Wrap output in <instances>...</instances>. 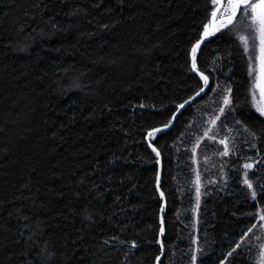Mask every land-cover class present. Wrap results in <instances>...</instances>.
<instances>
[{
	"label": "trees",
	"instance_id": "16d2710c",
	"mask_svg": "<svg viewBox=\"0 0 264 264\" xmlns=\"http://www.w3.org/2000/svg\"><path fill=\"white\" fill-rule=\"evenodd\" d=\"M215 9L213 0H0V264H157L163 197L147 134L205 87L191 50ZM249 65L236 31L214 33L196 52L208 91L151 137L167 200L160 264L256 263L264 116ZM218 115L215 130L236 146L228 155L204 138ZM198 179L206 195L193 217ZM193 242L203 246L195 257Z\"/></svg>",
	"mask_w": 264,
	"mask_h": 264
},
{
	"label": "rangeland",
	"instance_id": "374dc122",
	"mask_svg": "<svg viewBox=\"0 0 264 264\" xmlns=\"http://www.w3.org/2000/svg\"><path fill=\"white\" fill-rule=\"evenodd\" d=\"M226 1H228V0H224V4ZM216 7H217V5H216ZM250 24H251L250 15L245 14L244 9L241 8L240 13L238 14V16L234 20H232L231 24L224 23L223 27L218 26L217 28L219 29L218 31L225 30L226 28H230V29L232 28L234 31H236V34H237L239 39L242 36L248 37L249 39H248L247 53L249 54V57H255V56L259 55V39L257 38L253 42L252 37L256 34L253 32L252 28L250 27ZM218 31L216 30V32H218ZM241 42H242V40H241ZM242 44H243V42H242ZM254 44H255V47H254ZM243 46H244V44H243ZM250 64L253 66H256L258 64V61L254 60V59H250ZM249 67H250V65H249ZM251 78H252V87H251L252 103H253V106L255 107V109L259 113H262V112H264V97H262L260 95L259 89L253 87V83H254L253 76H251ZM225 96H228L230 99V104H228V105L224 104V97ZM224 97H223V105H222V108L224 109V111L223 112L220 111L219 112L220 115L227 113V110L229 109V107L231 105V96H230L229 91H227V93L224 94ZM217 117H219V115ZM217 117L214 118L213 120L211 119L212 121L210 120L212 127H210L205 132L204 138H207V140H209L212 143L216 142V146H218V147L223 146L224 150H225L226 146L229 149V151H231L232 149L235 150L236 146H235L234 140H230L228 137L223 136L220 129L215 130V123L218 119ZM214 130H215V132H214ZM221 137H224V138H221ZM220 141H226V143H220ZM224 150H223V152H224ZM258 161L259 160H256V159L246 161L245 164H252L253 167L251 169H246V168L245 169L251 171L258 164ZM244 177H245V179L249 180L247 176L244 175ZM196 182H197L198 188H199V204L197 205V198H196L195 205L193 204L192 209H191V216H193V217L198 216L199 206L201 205L203 196L206 195V193L203 190V185L201 184L200 180L198 179V180H196ZM196 225H197V223H193V220L190 219L189 226L191 228L190 231L192 233H194L193 231H195ZM250 242L254 246H256L258 244L261 247V251L258 254L256 253V259H255L256 263L255 264H264V219H262V221H261L260 229H258L254 233L252 239L250 238ZM193 251H194V257H195V254L198 256L199 253L201 251H203V246H197L196 247L195 243H194Z\"/></svg>",
	"mask_w": 264,
	"mask_h": 264
},
{
	"label": "snow or ice",
	"instance_id": "6c2138e0",
	"mask_svg": "<svg viewBox=\"0 0 264 264\" xmlns=\"http://www.w3.org/2000/svg\"><path fill=\"white\" fill-rule=\"evenodd\" d=\"M221 3V0H213V4L219 6ZM241 8L244 9L245 14L250 15L251 24L250 27L252 28L253 32L256 34L252 37L253 42L258 38L259 39V55L255 57H250V59H254L258 61V64L256 66H253L250 64V70L249 75L253 76V87L259 89L260 95L264 97V0H228V8L225 9V11H228L230 9L231 14L227 17V23L231 24L233 17L236 16L237 11H239ZM218 10V8H217ZM217 12H212V17L214 18L213 27H215V17ZM221 27L224 25L221 24ZM219 30L218 28L216 29ZM212 32L209 31L208 25H205V32L204 36L211 35ZM244 44L245 50H248V37L242 36L240 38ZM200 47V41H197L195 45H193L191 50L192 55V68L193 70H196V52L198 48ZM255 47V44H254ZM201 78L203 79L205 85L208 83V76L201 73ZM204 91V88H201L199 92L196 93L197 96L200 95L201 92ZM229 93L231 89H228ZM185 103H188V101H185ZM224 104L228 105L230 104V99L228 96L224 97ZM181 108L184 107L183 104L180 105ZM221 112L224 111L223 108L220 109ZM264 115V112L261 113ZM218 118V117H217ZM165 127H168V125H165ZM161 129H154L153 132H159ZM153 132L149 133V136L153 135ZM220 143H226V141H220ZM153 151H156L154 148ZM229 149L227 146L225 147L224 152L222 155H228ZM157 155H159V152H157ZM244 167L246 169H251L253 167L252 164H245ZM247 176V173H245ZM244 183L251 189L253 187L252 183L245 179ZM256 193L253 191L252 196L255 197ZM199 204V188H197V205ZM261 219H264V216L261 217ZM163 231V229H161ZM135 247V244L132 245ZM239 247V245H237ZM231 255V253H229ZM159 260V257L157 258Z\"/></svg>",
	"mask_w": 264,
	"mask_h": 264
},
{
	"label": "water",
	"instance_id": "95a60500",
	"mask_svg": "<svg viewBox=\"0 0 264 264\" xmlns=\"http://www.w3.org/2000/svg\"><path fill=\"white\" fill-rule=\"evenodd\" d=\"M223 4H224V0H221V3H220V5L219 6H217L216 7V9H215V11L217 12V14H218V12L220 11V9L222 8V6H223ZM217 8H218V10H217ZM241 10V9H240ZM240 10L239 11H237V13H236V16L235 17H233V20L238 16V14L240 13ZM217 14H216V16H217ZM229 16V15H228ZM228 16H226V17H224V18H221V19H219V20H216V17H215V27H213V23H214V18L212 17V20H211V23H210V25H209V31H211L212 32V34L211 35H208V36H204L201 40H199L200 41V47L201 46H203L207 41H209L210 40V38L212 37V35L216 32V29H217V27H218V25L220 24V23H222V22H227V17ZM199 47V48H200ZM198 48V49H199ZM194 72L196 73V74H198L200 77H201V73H203L204 75H206V76H208L207 74H205L204 72H202V71H200L197 67H196V70H194ZM208 83H207V85H205V87H204V91L203 92H201L200 93V95L199 96H197V95H195V96H193L192 98H190V99H188L187 101H188V103H182L183 105H184V107L183 108H181L180 107V105L178 106V108H177V111H176V113L174 114V116H173V120H172V122L168 125V127H165V126H161V127H157V128H155V129H161V131H159V132H165V131H168V130H170L171 128H173L174 127V125H175V123H176V120H177V117H178V115H179V113L184 109V108H186V107H188L189 105H191L192 103H194L196 100H198L200 97H202L207 91H208V89H209V87H210V85H211V79H210V77L208 76ZM154 130V129H153ZM153 130H151L150 132H153ZM150 132H148V134H147V142H148V144H149V146L152 148V149H156V153L157 152H159V155H158V162H159V176H158V182H157V186H158V190H159V192H160V194H161V196L163 197V206H162V209H161V220H162V228L161 229H163V231H164V225H165V221H164V209H165V207H166V195H165V193H164V191L162 190V188H161V186H160V180H161V173H162V153H161V151L153 144V142H152V139H151V137L152 136H149V133ZM154 133H157V132H153V134ZM163 231H160V244H161V246H162V253H161V255L159 256V260L157 259V264H160V260H161V258L164 256V254H165V247H164V244H163V239H162V237H163Z\"/></svg>",
	"mask_w": 264,
	"mask_h": 264
},
{
	"label": "flooded vegetation",
	"instance_id": "af4514ba",
	"mask_svg": "<svg viewBox=\"0 0 264 264\" xmlns=\"http://www.w3.org/2000/svg\"><path fill=\"white\" fill-rule=\"evenodd\" d=\"M227 8H228V1H226L225 4H223L222 8L220 9V11L218 12V14L216 16V20H219V19L224 18V17L231 14L230 10L225 11V9H227ZM224 23H227V22L226 21L222 22L218 26H220L221 24H224Z\"/></svg>",
	"mask_w": 264,
	"mask_h": 264
}]
</instances>
